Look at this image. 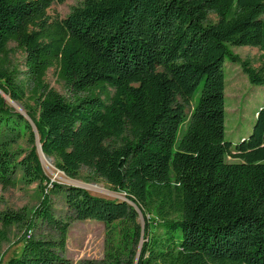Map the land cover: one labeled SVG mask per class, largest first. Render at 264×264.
Masks as SVG:
<instances>
[{"label": "trees", "instance_id": "obj_1", "mask_svg": "<svg viewBox=\"0 0 264 264\" xmlns=\"http://www.w3.org/2000/svg\"><path fill=\"white\" fill-rule=\"evenodd\" d=\"M66 1L0 0V185L21 175L43 195L29 216L0 213L6 230L26 225L8 264H71L70 223L88 220L105 225L106 252L81 264H264V108L246 139L228 142L224 71L229 59L264 86V0H85L66 19L48 14ZM231 47L263 62L242 63ZM52 68L69 97L45 82ZM4 95L34 102L27 115L59 172L74 181L87 169L83 180L126 200L52 182L32 125Z\"/></svg>", "mask_w": 264, "mask_h": 264}, {"label": "rangeland", "instance_id": "obj_2", "mask_svg": "<svg viewBox=\"0 0 264 264\" xmlns=\"http://www.w3.org/2000/svg\"><path fill=\"white\" fill-rule=\"evenodd\" d=\"M84 3L85 0H67L63 4L55 3L48 14L54 18L66 19L75 8L83 7ZM212 20L217 21L214 16ZM9 49L12 66L14 69L24 72L26 54L15 43H11ZM231 50L242 63L250 62L252 66L259 67L263 62L262 53L254 47H231ZM224 71L226 75V140L235 146L251 134L256 121V112L264 108V86L252 85L243 67L232 63L229 59H226ZM45 82L62 96H70L69 90L65 83L59 79L55 68L47 72ZM9 103L18 112L25 115H27L28 109H35V104L31 99H27L24 104ZM21 145L23 148H27L25 142H21ZM228 161L236 162L231 157L228 158ZM41 164L45 174L52 182L69 185L54 177L59 174L63 179L86 188L93 195L118 200L125 198L124 193L113 191L112 187L105 182L97 184L83 180L88 176L87 169L82 170L83 179L72 181L55 168L53 159L42 157ZM42 198L43 195L38 184H29L22 181L21 175H17L14 186L5 188L0 185V213L23 211L29 216L40 205ZM51 199L56 218L66 220L68 210L64 195L53 193ZM142 221L144 220L141 219ZM70 224L65 256L71 261V264H81L85 260H102L106 252L107 231L105 225L89 220L74 221ZM34 231L56 237V232L48 227L37 228ZM25 234L26 225H15L6 230L0 223V264H8L13 257L21 254L25 244Z\"/></svg>", "mask_w": 264, "mask_h": 264}, {"label": "water", "instance_id": "obj_3", "mask_svg": "<svg viewBox=\"0 0 264 264\" xmlns=\"http://www.w3.org/2000/svg\"><path fill=\"white\" fill-rule=\"evenodd\" d=\"M6 100L8 102H13L9 97H7L6 95H4ZM22 115H24L26 117V119L30 122V124L32 125L33 129H34V132H35V135H36V145H37V149H38V154H39V157H40V161L42 162V156L44 155L43 151H42V146L40 144V138H39V135H38V131H37V128L36 126L34 125V123L32 122V120L30 119V117L28 115H25L23 113H21ZM70 184V183H68ZM73 185L74 187H78V188H82V189H85L87 190L86 188L82 187L81 185H78V184H71ZM121 200H126L125 198L121 199ZM141 214V213H140ZM141 219L143 220V217L141 216ZM144 222V221H142ZM144 225V223H142Z\"/></svg>", "mask_w": 264, "mask_h": 264}, {"label": "bare ground", "instance_id": "obj_4", "mask_svg": "<svg viewBox=\"0 0 264 264\" xmlns=\"http://www.w3.org/2000/svg\"><path fill=\"white\" fill-rule=\"evenodd\" d=\"M42 157H45V155H43ZM54 177L56 178V179H59V180H63L64 182H66V183H70V184H74V183H71V182H69L68 180H65V179H63L62 177H61V175H54ZM93 189H94V187H92Z\"/></svg>", "mask_w": 264, "mask_h": 264}]
</instances>
